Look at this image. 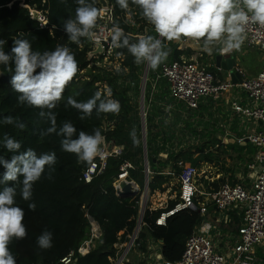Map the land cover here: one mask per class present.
<instances>
[{
  "label": "trees",
  "instance_id": "1",
  "mask_svg": "<svg viewBox=\"0 0 264 264\" xmlns=\"http://www.w3.org/2000/svg\"><path fill=\"white\" fill-rule=\"evenodd\" d=\"M106 1L114 8V25L118 24L130 37L131 42H136V38L140 35L157 36L154 27L141 17L138 7L130 3L129 10L125 11L116 4V0ZM88 2L93 3L100 10L98 0H88ZM28 7L46 14L49 23L47 28H40L39 23L32 18ZM77 7L76 0H0V39L7 41L3 48L9 54L13 47V39L16 38L27 39L33 51L40 53L55 50L57 46L68 47L78 61L79 70L74 80L67 86L63 99L52 110L56 115L57 127L65 121H70L77 129V135L80 131L91 134L94 129L99 128L106 142L110 146L122 147L123 152L121 156L110 157L102 174L95 177L91 183H85L82 173L89 164L78 162L75 154L63 151L60 144L62 137L55 134L43 137L40 135L41 130L49 126L48 122L39 118V109L18 103V93L12 90L9 83L11 73L4 65H0V156L10 159L13 155L3 147V137L8 135L21 143L20 151L31 148L37 154L55 152L57 157L54 170L51 171L52 178H47L49 170L46 169L41 179L33 185L31 200L25 201L21 198L17 185L16 203L24 209L23 222L27 228L26 238L13 239L9 245L17 264H60L61 259L71 252H74L75 264H112L118 259L122 250L117 246L128 242L139 220L140 194L120 197L116 193L114 184L121 172V166L130 162L134 169L129 171V180L134 181L141 189L145 187L141 115L136 100L140 92L141 69L144 64H135L134 57L127 49L120 48L115 50L121 57L119 59H123L119 71L113 68L89 67L87 54L93 49L91 40L82 37L80 44L77 45L71 42L62 30L63 21L70 17L74 18ZM167 43L168 41H165L166 50H169ZM182 55L190 56L191 50L184 52L176 48L170 49L166 61L179 60ZM103 58L104 56H101L98 60H94V63L102 62ZM161 65L156 70H150L145 91L146 145L152 173L149 176L148 188L151 193L165 191L163 186L172 178L163 172L168 165L172 166L179 178L182 173L180 162L198 170L202 163H212L205 146L191 147L185 142L186 136L183 134L176 148L175 142L172 143L174 136L170 131L164 132L168 114L165 109L158 107L152 98L154 97L153 82L160 81L157 80L156 73ZM12 67L14 68V64ZM210 71L213 73V70ZM160 83L162 90L156 98L160 102H170L171 100L167 98L168 82L162 79ZM105 87L111 91L112 98L118 100L121 105L118 115L112 113L97 115L93 112L90 118L81 120V114L67 104L68 97L77 101H86L96 91L106 93ZM6 116L22 121L26 127L21 130L14 125L4 124L2 121ZM179 117L178 131L182 134L184 129L181 128V116ZM171 125V128L175 127L176 122H172ZM184 127L194 132L192 124H184ZM133 129L140 140L138 146L133 145L130 136ZM231 147L240 151L246 149L241 144ZM254 152L253 150L252 153ZM162 153L167 155L165 162L159 158ZM4 171L3 166L0 165V176ZM203 182L204 194H214L226 183L223 180L215 182L203 180ZM5 186H14V184L13 182H8L7 185L0 184V191ZM203 199V196H199L194 202L195 205L199 207V202ZM179 201L178 195L163 207L148 206L142 220L150 236L161 242V255L170 263L181 260L188 238L203 219L199 210L187 209L169 217L165 226H158L156 221L161 214L171 211ZM29 203L36 204L35 211L29 209ZM215 209L216 207L210 204L207 216H211ZM90 218L99 225L101 237L94 241L89 253L82 256L78 253V249L90 239ZM45 230L53 235L52 247L49 249H41L37 245V237ZM146 237L147 235L141 232L138 243L141 244ZM145 248L146 246L142 247V250Z\"/></svg>",
  "mask_w": 264,
  "mask_h": 264
},
{
  "label": "clouds",
  "instance_id": "2",
  "mask_svg": "<svg viewBox=\"0 0 264 264\" xmlns=\"http://www.w3.org/2000/svg\"><path fill=\"white\" fill-rule=\"evenodd\" d=\"M76 2L75 17L64 20L62 30L71 42L79 45L82 37L91 39L95 35L93 30L97 27L100 10L88 0ZM130 3L139 8L141 17L154 27L157 36L140 35L133 43L117 24L111 29V46L126 48L134 57L135 64L146 63L152 70L158 69L169 56L165 41L189 38L203 41L202 49L209 54L213 47L228 53L241 49L250 24L264 28V0H116V4L125 11L129 10ZM6 43V40L0 39V65L11 73L9 83L12 90L18 93V103L39 109V118L48 122L49 126L41 130L40 135L62 137L60 144L63 151L75 154L78 162L91 164L104 142L101 130L96 128L91 134L80 131L77 135V129L70 121L57 127L56 115L52 111L78 73L75 55L66 46H57L55 50L44 53L35 52L31 43L21 38L13 39L9 54L3 48ZM67 104L81 114V120L90 118L93 112L97 115H118L121 109L110 90L106 93L96 91L86 101L68 97ZM2 122L21 130L26 127L12 116L4 117ZM130 136L133 145L138 146L140 140L135 129ZM2 143L13 155L10 159L0 156V165L5 170L0 176V184L13 182L14 186H5L0 191V264H17L9 245L13 239L21 240L27 236L23 222L25 212L16 203L17 185L21 198L31 200L33 185L41 179L46 169L49 170L47 178H52L51 171L57 157L55 152L37 154L31 148L20 151L21 143L8 135L3 137ZM28 207L35 211L36 204L29 203ZM52 239V233L45 230L37 237V245L41 249H49Z\"/></svg>",
  "mask_w": 264,
  "mask_h": 264
},
{
  "label": "built area",
  "instance_id": "3",
  "mask_svg": "<svg viewBox=\"0 0 264 264\" xmlns=\"http://www.w3.org/2000/svg\"><path fill=\"white\" fill-rule=\"evenodd\" d=\"M98 1L100 2V16L97 27L93 30L95 35L90 39L93 49L87 54L89 63H93L101 56L106 57L114 49H117L111 46L110 39L111 29L115 22L114 8L108 2L107 5H103L101 0ZM28 8L40 28H47L49 23L46 14ZM182 39L195 43V45L201 44L200 41L189 38ZM244 46L250 49L257 48L264 54V28L250 24L246 29ZM98 47H101L100 52H97ZM159 79H165L168 82L169 93L173 99L184 102L191 110H197L205 100L212 99V101L218 102L230 91L243 92L247 103L241 105L234 101L231 103L232 110L255 125V129L243 137L236 138V142L238 144L249 143L257 148L254 162L249 165L250 169L257 172L250 189H246L240 183L231 185L226 182L214 194L201 193L196 185L199 170L182 162L179 163V166L182 167V173L179 176L180 201L171 211L161 214L156 224L165 226L169 217L187 209L199 210L203 219L188 238L181 260L176 263L165 260V264H264V261L256 256V249L264 245V64L256 76L242 78L240 83H233L232 81L217 80L208 65L198 59L181 58L163 63L157 76V80ZM122 152V147L110 146L104 137L100 153L82 173L85 183L89 184L95 177L101 175L106 168L107 160L112 156H121ZM131 169H134V166L130 162L124 163L120 168L121 172L114 184L116 193L120 197L125 184L130 185L133 190L140 191L138 185L129 180ZM148 174H152L150 167ZM199 196H203L204 199L199 202V207H197L194 202L198 200ZM210 204L216 207L213 215L228 213L235 206H240L243 211L242 222L236 228L237 240L233 244V240L228 238L230 242L227 241L224 246L226 250L223 252L217 249V218L213 219L212 215L207 216ZM89 221L91 224L90 239L78 249V253L82 256L88 254L94 246V241L101 237L99 225L92 218ZM139 231L140 228L137 233L134 231L133 235L129 237L124 252L112 264L124 262L126 254L138 244ZM75 263L74 252L60 261V264Z\"/></svg>",
  "mask_w": 264,
  "mask_h": 264
},
{
  "label": "crops",
  "instance_id": "4",
  "mask_svg": "<svg viewBox=\"0 0 264 264\" xmlns=\"http://www.w3.org/2000/svg\"><path fill=\"white\" fill-rule=\"evenodd\" d=\"M200 42H201L200 45H195V43L183 40L181 38V40L179 41L168 42L167 47L169 50L176 48L177 50H181L184 52L190 49L191 55L190 56L182 55L181 58L198 59L203 64L208 65L209 69L213 70V73L216 79L219 81H232L233 83H240L242 78L256 76L264 64V54L261 53L260 50L257 48H252V49L247 48L246 46H244V43H243L239 51L233 50L231 52V59L235 60L236 67L232 71H225L222 68H218V65H217L216 57L222 53L218 50V47H213L211 54H209L203 51L202 49L203 41H200ZM171 61H174V60H168L166 62H171ZM159 71L156 73L157 76L159 74ZM235 73H238L240 75V77L236 79L237 82H234L232 80V75ZM141 85H142V77H141V82H140V88H141ZM161 90L162 89L160 88L156 89V85H153L152 94H154V97L152 98H154V100H158V103H155V104H157L158 107H162L163 109H165L166 113L168 114V117L165 120L164 132H168V131L171 132V135L174 136V140L172 141V143L175 142L176 148L178 147V118L180 119L179 116H181L180 124L182 125H184L186 122L189 121L188 123L192 124L193 128H195L196 130L198 129V126H201V125L206 126L205 129L203 128V132L202 133L198 132V134L200 133L199 135H201V138H205L208 142L217 144V145H214L215 147L214 148L212 147L210 151L213 152L216 149L214 153H219V154L222 153L223 156H228V157L231 156V153H232L231 150L236 151L235 148L231 147V146H235V144H238L236 142V138L243 137L249 134L250 132L254 131L255 129V125H253L251 122L246 120L243 116L238 115L232 110L231 103L234 101H237L241 105H245L247 103V98L245 94L241 91H234V90L230 91L229 93L224 95V97L218 102H214L212 101V99L205 100L204 102L200 104L197 110H191L186 106L184 102L173 99L170 96L168 89H167V95H168L167 98L168 100L170 99L171 101L170 102H166V101L160 102L159 99L156 98V95ZM172 122H176V125L173 128H171ZM158 141H161V140L158 139ZM241 145L246 147V149H244L243 151L237 150V152H239L238 154L240 155L239 157L241 159H245L246 157L249 158V160L247 159L245 170L243 171H239L236 169L229 170V169L221 168L219 166V169L214 170L215 172L212 178L211 179L208 178L209 182L223 180L224 182L240 183L246 189L251 188L252 181L254 180V177L257 174V172L256 170L250 169L249 165H251L254 162L255 155L257 154V148L253 147L249 143H244ZM250 147H252V149L255 152L252 154L248 153L249 155L245 156L247 154V149ZM240 152L245 153V155H243L244 157L241 156ZM159 158L163 162H165V160H167V155L165 153H162ZM217 163L219 165H222L219 161L213 162V159H212V163H207V164L208 166H211L212 169H215V167L217 168L218 166ZM163 172L166 175L171 174L170 176H174L175 178H177V182H178V176L176 175V173H174V170L172 169L171 165H168L163 170ZM168 184L169 183L163 186L165 188V191L166 189H168ZM148 191H150L149 188H148ZM157 192L156 194L158 196H162L159 193L160 191H157ZM201 193H204V192L201 190ZM163 195H164V198L159 200V203H156L154 206H150V207L151 208L163 207L169 200H174L178 196V195L174 197H172V195L167 196L165 195V193ZM179 195H180V192H179ZM144 207L145 209H147L148 206H146V203L144 204ZM212 218L213 219L217 218V224H218V229H217V234H216V238L218 242L217 249L218 251L223 252L226 250L224 246L227 243V241L230 242L228 238H231V240H233V244L237 240L236 239V236H237L236 228L242 222L243 211L240 206H235V207H232L228 211V213H224V214L216 213L214 215L212 214ZM141 232H143L144 235H147L146 239L142 240L141 244L138 243L137 246H134L126 254L125 260L122 264L124 263H127V264H158L159 263L158 257L159 255H161V248H162L161 242L156 241L154 238L150 236L144 224H141L139 234ZM144 246H146V248L142 250V247ZM117 247L122 249L120 252V255H121L124 252L126 243L119 245ZM256 256L261 261H264V245L256 249Z\"/></svg>",
  "mask_w": 264,
  "mask_h": 264
},
{
  "label": "rangeland",
  "instance_id": "5",
  "mask_svg": "<svg viewBox=\"0 0 264 264\" xmlns=\"http://www.w3.org/2000/svg\"><path fill=\"white\" fill-rule=\"evenodd\" d=\"M128 18H130V16H128ZM121 63H122V59H119V56H118V54L116 53V51L114 49V51L111 52V54H108L106 57L103 58L102 62H96V63L93 62V63H90L89 66L90 67L98 66V67H102V68L119 69L120 66H121ZM145 67H146V63L142 66V69H141L142 74H143V72L145 70ZM150 70H151V68H150ZM141 77H142V75H141ZM161 80L162 79H160V81L158 83H157V81L153 82V85H156V89H158V87L160 88L162 86V84L160 83ZM105 89H106V92H107L108 89L106 87H105ZM136 100H137V103L139 105V111H140V105H141V101H142L141 92H139V95L137 96ZM153 100H154V98H153ZM153 102L154 103H158V100H154ZM143 103L146 104V100L145 99H144ZM188 122H186L185 124L188 125L189 124ZM205 127L206 126L201 125V126H198L197 130L194 128L193 130H194L195 134H194L193 131L188 130L187 127H184V125H182V127H181V128L184 129V131H182V134H181L180 131H178V140L184 134V136H186L185 142L187 144H189L191 147H195V148L196 147L205 146V148H206L205 150L209 152L208 156H210L213 159V162L214 161L215 162L219 161L222 164V165H219L217 163V165H218L217 168L215 167V169H212L211 166H208L207 163H202L201 167L199 168V173H198L199 175L197 176V179H196V185L198 186V190H200V192H201V190L203 191V189H204L203 180H208V178L211 179L213 174H214V172H215L214 170L219 169V166L221 168H224V169H229V170L236 169V170H239V171H243V170H245V166L247 164V159L249 160V158H247V157L245 159H241L239 157L240 155L238 154L239 152H237V150L233 151L230 148L229 149L232 151L230 157L223 156L222 153H220V154L219 153H214V151L216 149L213 152L210 151V149H212V147L214 148L215 147L214 145H217V144L216 143H212V142H208L205 138H201V135H199L200 133L198 134V132L202 133L203 132V128L205 129ZM178 130H179V128H178ZM252 150H253L252 147L248 148L246 155H245L244 152H240L241 156H243V155L247 156L249 154H252ZM140 190H141V191H139V194H140V207L144 206L145 203H146V206H154L156 203H159V200L164 198V195H163L164 193L167 196L172 195V197H174L176 195H179V192H180L179 178H178V182H177V178L172 176V178L170 179L169 184H168V189H166L165 192H159L162 196H158L156 194V192L151 194V192L148 191V190H147V193H145L144 189L140 188ZM140 210H141V208H140Z\"/></svg>",
  "mask_w": 264,
  "mask_h": 264
},
{
  "label": "water",
  "instance_id": "6",
  "mask_svg": "<svg viewBox=\"0 0 264 264\" xmlns=\"http://www.w3.org/2000/svg\"><path fill=\"white\" fill-rule=\"evenodd\" d=\"M101 1L103 5H107L106 0H101ZM100 51H101V47H98L97 52H100ZM228 53H221L216 57L217 65H218V68H222L225 71H232L236 67V64H235V60L231 59V52H228ZM149 70L150 68L146 64V67H145V70L142 76V85L140 88L141 98H142L141 105H140V115H141L142 143H143V150H144V168H145V173H146V182H145V189H144L145 192H147L146 190H148V183H149V174H148L149 160H148V152H147V145H146V135H147L146 114H145V105L143 101L145 99V91H146V84L148 81ZM239 77L240 75L238 73H235L232 75V80L234 82H237L236 79H238ZM138 194H139V190H133L130 185L125 184L123 187V194H121V197L137 196ZM145 211H146L145 207L142 206L141 211H140V216H139V222L136 226L137 228L135 230V233H137V231L140 228ZM158 260H159L158 264H165V260L162 257V255H159Z\"/></svg>",
  "mask_w": 264,
  "mask_h": 264
},
{
  "label": "bare ground",
  "instance_id": "7",
  "mask_svg": "<svg viewBox=\"0 0 264 264\" xmlns=\"http://www.w3.org/2000/svg\"><path fill=\"white\" fill-rule=\"evenodd\" d=\"M143 196V195H142ZM145 198V197H144ZM142 202V201H141Z\"/></svg>",
  "mask_w": 264,
  "mask_h": 264
}]
</instances>
